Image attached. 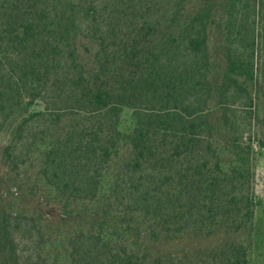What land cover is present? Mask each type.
I'll return each instance as SVG.
<instances>
[{
  "label": "trees",
  "instance_id": "16d2710c",
  "mask_svg": "<svg viewBox=\"0 0 264 264\" xmlns=\"http://www.w3.org/2000/svg\"><path fill=\"white\" fill-rule=\"evenodd\" d=\"M256 30L264 0H0V264H251Z\"/></svg>",
  "mask_w": 264,
  "mask_h": 264
},
{
  "label": "rangeland",
  "instance_id": "374dc122",
  "mask_svg": "<svg viewBox=\"0 0 264 264\" xmlns=\"http://www.w3.org/2000/svg\"><path fill=\"white\" fill-rule=\"evenodd\" d=\"M249 9V11H248ZM244 13L246 16L250 19L247 20V23H243V31L242 35L249 36V31L251 30V23L252 20H255V28L257 27V18H252L253 15L256 13L252 12V8H248ZM255 17V16H254ZM247 30V33L245 31ZM256 44H255V50L254 52H264L262 45L259 41V35L256 30ZM233 42V39H231ZM246 43V42H245ZM245 43L241 41L234 40L233 44L235 47H247ZM233 45V47H234ZM259 53H257L258 55ZM258 56L257 59H255V62H258ZM241 109V108H240ZM2 140L0 139V146H1ZM254 150L257 152L255 157V181H254V191L256 196L259 199H262L259 203V205L255 208L254 211V244H253V253L251 258V264H264V148L260 149L257 147H253Z\"/></svg>",
  "mask_w": 264,
  "mask_h": 264
},
{
  "label": "crops",
  "instance_id": "0c3cea01",
  "mask_svg": "<svg viewBox=\"0 0 264 264\" xmlns=\"http://www.w3.org/2000/svg\"><path fill=\"white\" fill-rule=\"evenodd\" d=\"M260 200H262V199H260Z\"/></svg>",
  "mask_w": 264,
  "mask_h": 264
}]
</instances>
